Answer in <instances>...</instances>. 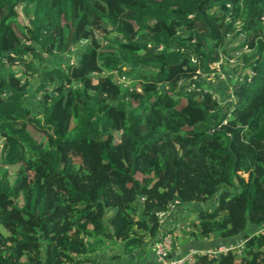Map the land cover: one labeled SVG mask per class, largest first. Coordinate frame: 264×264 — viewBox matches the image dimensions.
<instances>
[{
	"label": "trees",
	"instance_id": "obj_1",
	"mask_svg": "<svg viewBox=\"0 0 264 264\" xmlns=\"http://www.w3.org/2000/svg\"><path fill=\"white\" fill-rule=\"evenodd\" d=\"M20 3L31 11L23 38ZM103 24L105 44L93 34ZM240 35L231 49L252 51L253 73L233 103L177 88ZM45 55L64 66L43 69L35 93ZM14 165L13 181L0 172V264H97L118 244L140 252L157 212L212 199L185 234L243 246L194 264H264V0H0V166Z\"/></svg>",
	"mask_w": 264,
	"mask_h": 264
},
{
	"label": "built area",
	"instance_id": "obj_2",
	"mask_svg": "<svg viewBox=\"0 0 264 264\" xmlns=\"http://www.w3.org/2000/svg\"><path fill=\"white\" fill-rule=\"evenodd\" d=\"M230 14L227 15L226 21L230 19ZM239 22L235 24V27L239 29ZM243 37V35L238 36L237 38ZM232 35L227 34L226 41L231 40ZM235 40V39H234ZM233 42V41H231ZM227 44V51L219 53V58L217 61L212 62L209 65V72H202L198 69L191 78L189 79H180L177 82V88L183 90L185 93H213V97L218 99L214 92L205 84V81H208V78L215 77L217 81L226 83V92H227V104L233 103L235 101V95L233 93V86L236 82L242 81L245 76L251 75L252 69L247 66V61L251 58V50L247 46H243L239 49H231L232 43ZM162 46H159L158 49H161ZM232 50L235 51L236 57L232 59L228 58L229 55H232ZM239 55H243V58H239ZM71 56V55H70ZM75 56V54H73ZM229 60V61H227ZM193 62H196L195 59H192ZM69 64H73L74 59H68ZM226 64L228 67H226ZM60 66H64L62 64ZM118 81H124V77H117ZM24 76L21 81H23ZM130 80L125 82V86L129 85ZM39 99V98H37ZM217 127L210 128V132L214 131ZM187 206L193 207V203L188 202H179L175 200L170 203L166 209L161 210L156 213L159 228L155 235V237L150 242L155 254L157 255L160 264H194L197 255L206 254L209 258H215L219 253H225L229 249L236 248L238 251L242 249L243 240H239L235 243L222 244L216 248H208V249H191L190 251L179 254L171 258H167L169 254H171L177 248V227L176 223H181V227L189 230V226H186L185 219L187 217L188 212L190 211ZM186 208V209H185ZM185 209V210H184ZM195 210V209H194ZM178 220V222H175ZM175 222V223H172ZM186 223V224H184ZM260 230H264V226Z\"/></svg>",
	"mask_w": 264,
	"mask_h": 264
},
{
	"label": "rangeland",
	"instance_id": "obj_3",
	"mask_svg": "<svg viewBox=\"0 0 264 264\" xmlns=\"http://www.w3.org/2000/svg\"><path fill=\"white\" fill-rule=\"evenodd\" d=\"M16 11H17V16H16L15 23H13V28L16 31V33L19 35V37L23 38L21 27L28 24V16L31 15V11L30 10L29 11L24 10V6H23L22 3H20L16 7ZM93 34H94V37L97 38L99 40V42H101L102 44H105L106 43L107 38H109V39L110 38L111 39L113 38V35L110 33L109 27L105 26L104 24L100 28L98 26H96L95 29L93 30ZM242 41H243V37L236 38L232 42V46H230V48H233V47L238 46ZM85 43H86V41H82L80 44L82 45V44H85ZM235 51L236 50H232V55H229L228 58L231 57L232 59H234V57H236ZM76 54L77 53H75V56H73V54H71V56L68 57V59L69 58L70 59L72 58V59H74V61H76V58H77L76 57L77 56ZM238 57L239 58H243V55H239ZM62 60H63V58H60V57H57V56H46L45 55L42 60L34 62L35 73H34V75L32 76V78L30 80L29 86L35 91V93H36L35 88H36L37 84L40 82V80L42 78V71H43V69L48 68L50 66H53L56 62H61ZM227 61H229V60H227ZM226 67H228L227 64H226ZM139 68H141V67H139ZM13 69L15 70V72H16V74H17V76L19 78H23V76L25 74L24 69H23V66L16 64V65L13 66ZM114 79L116 81H118V78L117 77H114ZM216 80L217 79L215 77L208 78V82H211V83L215 82ZM221 85L222 84H220L219 86H221ZM29 98H32V94L31 93H29ZM31 108L35 112L41 111L40 104L35 103V102H33L31 104ZM30 130L32 131V133H33V135H34V137L36 139L40 140L42 143L45 142V137L42 134L37 133L32 128ZM116 139H118V134L117 133H116ZM18 168H19V165H14V166H0V172H2L4 170H7L8 171V174H9V179L11 181H13L14 178H15V174H16ZM214 203H215V199L210 200L208 203L196 202L195 203L196 204L195 207H199V208L200 207H204V208H206V207H209V206L214 205ZM187 208H189L190 211L187 214V217L185 219V222L191 228L192 222L196 221V219H197V213H196V210H194V207L187 206ZM178 224H180V225H177V227H180L181 226V223H178ZM149 244H150V242H149ZM98 258H99V256H98ZM137 261H138V264H143V261L140 262L139 259H136L135 260V263Z\"/></svg>",
	"mask_w": 264,
	"mask_h": 264
},
{
	"label": "crops",
	"instance_id": "obj_4",
	"mask_svg": "<svg viewBox=\"0 0 264 264\" xmlns=\"http://www.w3.org/2000/svg\"><path fill=\"white\" fill-rule=\"evenodd\" d=\"M222 84L221 86H219ZM212 92L215 93L217 96L219 102L224 108H227V92H226V83L215 81L213 83L209 82L207 84ZM196 204H193V207H195ZM186 209V208H185ZM184 209V210H185ZM175 222H178L176 220ZM172 222V223H175ZM180 223V222H179ZM177 225H180L176 223ZM186 224V223H184ZM176 225V227H177ZM188 224H186L187 226ZM177 227V248L175 250H178L179 254H184L191 249H208V248H214L222 244H229V243H235L238 239L232 240L229 243L225 242L224 240H192L187 237L185 234V231H187L185 228L181 227L178 229ZM190 229V226H189ZM252 228H250L251 230ZM257 229V228H255ZM254 229V230H255ZM122 246L118 244L117 246H108L106 249L102 250L97 255V264H138V261L135 263L136 259H139L140 262L143 261V264H160V261L155 254V251L151 245V243L144 248V250L138 252H134L133 254L129 255H123L122 254ZM177 254V255H179ZM99 256V258H98Z\"/></svg>",
	"mask_w": 264,
	"mask_h": 264
},
{
	"label": "water",
	"instance_id": "obj_5",
	"mask_svg": "<svg viewBox=\"0 0 264 264\" xmlns=\"http://www.w3.org/2000/svg\"><path fill=\"white\" fill-rule=\"evenodd\" d=\"M180 252L178 251V250H174L171 254H169L168 256H167V258H171V257H174V256H176L177 254H179Z\"/></svg>",
	"mask_w": 264,
	"mask_h": 264
}]
</instances>
